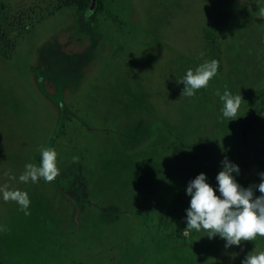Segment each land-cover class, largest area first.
<instances>
[{
	"label": "rangeland",
	"instance_id": "1",
	"mask_svg": "<svg viewBox=\"0 0 264 264\" xmlns=\"http://www.w3.org/2000/svg\"><path fill=\"white\" fill-rule=\"evenodd\" d=\"M63 1L0 0V185L31 200L25 215L0 194V264H242L264 250V238L226 248L219 235L182 234L197 175L219 196L227 157L237 182L255 185L237 129L261 103L264 0H106L95 54L74 70L63 60L86 42ZM46 39L59 57L44 66ZM212 59L217 75L181 96L177 81ZM225 86L244 99L235 120L222 118ZM45 146L59 176L20 182Z\"/></svg>",
	"mask_w": 264,
	"mask_h": 264
},
{
	"label": "clouds",
	"instance_id": "2",
	"mask_svg": "<svg viewBox=\"0 0 264 264\" xmlns=\"http://www.w3.org/2000/svg\"><path fill=\"white\" fill-rule=\"evenodd\" d=\"M260 15L264 16V9H260ZM218 69L219 62L215 59L205 60L195 69L189 68L177 81L184 85L181 96L192 97L198 90L205 88L217 75ZM216 95L222 101V118L228 121L237 119L238 110L244 100L242 95H233L227 86L222 94L217 90ZM39 152V164H25L18 178L20 182L37 183L43 179L46 183H51L59 176L56 150L45 146ZM76 160L78 157H73V161ZM239 172V166L225 157L222 169L216 176L219 196L207 182L205 173H200L189 182L186 193L191 196V200L186 209V228L182 231L185 237H190L194 230H203L210 239L219 235L226 241V248L264 238V172L259 173L260 182L257 185L247 188L235 179L233 173ZM10 179L15 180L16 177L10 175ZM254 188H258L259 196L254 195ZM0 194L5 202H15L25 215L30 214L31 200L26 191L0 185ZM242 264H264V250H257L255 247L246 255Z\"/></svg>",
	"mask_w": 264,
	"mask_h": 264
},
{
	"label": "trees",
	"instance_id": "3",
	"mask_svg": "<svg viewBox=\"0 0 264 264\" xmlns=\"http://www.w3.org/2000/svg\"><path fill=\"white\" fill-rule=\"evenodd\" d=\"M63 2L70 9L69 16L72 19V29L74 30L72 31L75 37L85 39L86 42L82 51H71L63 60V64L67 69L74 70L79 62L86 59L90 60L95 54L101 39V17L105 12V3L107 1L96 0L94 5L93 0H64ZM39 51L44 66L59 57V49L52 39L44 40L39 46ZM211 54V51L207 52V55L210 56ZM257 99H260V105L250 110L244 117L239 118V127L237 129V138L245 146V155L244 153L243 155L247 163L245 168L247 182L253 185L259 183V173L264 172V158L255 154L252 150L254 143L264 132V87L259 89ZM165 224L167 226V223ZM161 233L157 227L154 236L160 242H167L171 237L170 234H167V238H165L161 236Z\"/></svg>",
	"mask_w": 264,
	"mask_h": 264
},
{
	"label": "water",
	"instance_id": "4",
	"mask_svg": "<svg viewBox=\"0 0 264 264\" xmlns=\"http://www.w3.org/2000/svg\"><path fill=\"white\" fill-rule=\"evenodd\" d=\"M96 0H93V5ZM252 150L255 154L264 158V132L261 137L254 143Z\"/></svg>",
	"mask_w": 264,
	"mask_h": 264
}]
</instances>
